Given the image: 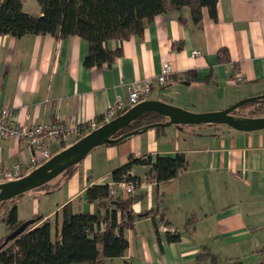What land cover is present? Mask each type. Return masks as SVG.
Segmentation results:
<instances>
[{"label":"crops","instance_id":"crops-1","mask_svg":"<svg viewBox=\"0 0 264 264\" xmlns=\"http://www.w3.org/2000/svg\"><path fill=\"white\" fill-rule=\"evenodd\" d=\"M22 2L26 13L42 16L37 0ZM217 11L215 21L204 9L198 25L189 8L160 14L145 24L143 36L107 42V50H121V55L101 68L84 65L89 44L79 36H0V109H8L10 119L24 126L57 118L81 126L98 119L119 97L127 99L134 83L155 81L167 63L173 66L172 80L147 100L155 95L153 100L167 103L171 95L180 107L193 112L202 105L199 112L206 113L264 95V0H218ZM180 43L177 49L175 44ZM221 49L227 50L228 63L218 59ZM190 73L196 79L187 80ZM188 127L170 126L163 132L155 128L119 144L97 147L70 177L63 173L49 188L33 190L31 216L20 217L25 194L19 198V218L42 216L41 223L54 224L55 215L68 203L75 213L94 214L97 207L86 198L92 185L109 184L117 189L115 197H129L108 178L130 157L155 161L158 156L184 153L187 167L166 184L149 178L148 166L132 169L139 179L131 194L139 197L134 212L141 215L153 209L164 219L159 222L157 216V224L150 217L138 219L126 232L125 257L114 264L124 260L198 264L204 248L218 257L219 264H264V130ZM30 159L25 143L0 137V175ZM101 167L110 170L101 173ZM4 182L0 179V184ZM168 235H178L179 241L169 242Z\"/></svg>","mask_w":264,"mask_h":264},{"label":"trees","instance_id":"trees-1","mask_svg":"<svg viewBox=\"0 0 264 264\" xmlns=\"http://www.w3.org/2000/svg\"><path fill=\"white\" fill-rule=\"evenodd\" d=\"M37 1L43 13L40 17L26 13L23 10L22 0H3L0 3V36L10 35L20 38L25 35L49 34L58 39L79 36L89 44V54L84 61L87 68L111 65L115 58L121 55V50L116 52L107 50L105 48L107 42L124 41L131 36H143L145 24L169 10L189 8L193 22L197 25L203 20L204 9L208 10L213 20L218 19V0ZM181 46V43L175 44L177 49ZM218 59L226 63L230 61L226 49L219 51ZM186 79L194 80L196 76L190 73ZM234 113L239 117H264V100L248 104ZM167 120L156 113L143 114L114 138ZM156 130L163 132L165 128L158 127ZM134 166H148L147 176L160 185L175 179L187 167V158L184 153L158 156L155 161L152 157L145 159L130 157L127 164L112 172L113 183L134 182L139 185V179L131 175ZM75 167L77 165L69 168L63 176L70 177ZM50 186L46 184L38 190ZM111 189L109 184L90 186L86 191V198L89 203L96 205L97 212L75 213L72 203H68L55 215L54 224L49 220L41 223L42 216L21 220L16 201L24 194L2 202L0 219H3L9 232L0 241V264H107L124 258L129 248L126 232L135 228L137 220L150 217L157 224V216L159 222L164 218L153 209L141 215L136 214L133 204L139 200V197L131 194L128 198L115 197ZM60 218L61 223H59ZM53 230H55V239H53ZM16 231H20V234L10 238ZM168 240L178 242L179 236L168 235ZM207 261L211 264L220 263L216 255L204 248L197 256V263L206 264ZM123 264L134 263L124 260ZM223 264L241 263L230 261Z\"/></svg>","mask_w":264,"mask_h":264},{"label":"water","instance_id":"water-1","mask_svg":"<svg viewBox=\"0 0 264 264\" xmlns=\"http://www.w3.org/2000/svg\"><path fill=\"white\" fill-rule=\"evenodd\" d=\"M189 85V82H183ZM264 100V95L249 97L217 112L195 113L158 100H145L130 108L127 112L93 130L76 143L54 155L49 161L34 169L26 176L0 184V204L15 197L49 184L69 168L80 164L97 147L119 143L134 135L143 134L158 127L225 125L236 131L254 132L264 130V117H239L234 112L248 104ZM156 113L168 120L147 125L114 138L141 115ZM20 234L16 231L10 238ZM9 238L7 239V241Z\"/></svg>","mask_w":264,"mask_h":264},{"label":"built area","instance_id":"built-area-1","mask_svg":"<svg viewBox=\"0 0 264 264\" xmlns=\"http://www.w3.org/2000/svg\"><path fill=\"white\" fill-rule=\"evenodd\" d=\"M194 54L198 56L200 52L195 51ZM173 73L172 64H164L161 73L155 78V81L148 80L144 83H134L130 88L127 99L119 97L98 119L81 126L67 124L59 118L49 124L39 123L32 126H24L14 123L10 119L8 109H0V137L3 139H15L25 143L31 153L29 162L18 163L12 169L3 171L0 179L11 181L29 174L93 130L109 123L130 108L147 100L155 89L166 86L172 80ZM238 81L240 79L233 80V82ZM120 185L128 195L135 193L138 186L134 182H123ZM116 192L117 189L113 187L111 189L112 195H115Z\"/></svg>","mask_w":264,"mask_h":264},{"label":"rangeland","instance_id":"rangeland-1","mask_svg":"<svg viewBox=\"0 0 264 264\" xmlns=\"http://www.w3.org/2000/svg\"><path fill=\"white\" fill-rule=\"evenodd\" d=\"M189 91V90H188ZM183 93H185V92H183ZM154 97H156L155 95H152L150 98H149V100H153L152 98H154ZM156 98H158V97H156ZM163 97H161L160 99H162ZM167 98V97H166ZM249 98V97H248ZM168 101H167V103H169V104H171V105H174V106H176V107H180V101L179 100H177V98L174 96H172L171 97V95H170V97L167 99ZM160 101H162V100H160ZM236 104V103H235ZM180 108H182V107H180ZM197 109H193L194 111L193 112H195V113H200L199 112V110H201L202 109V105L200 106H198V107H196ZM184 109V108H183ZM249 109V108H248ZM247 109V110H248ZM195 110H198V111H195ZM187 129H190L188 126H185ZM198 129V128H197ZM108 170H110L109 169V167H101V169H100V171H101V173L102 172H108ZM103 173V174H104ZM112 174V173H111ZM111 174H110V177L108 178V181H110L111 180ZM24 176H26V175H23V176H21V177H24ZM20 177V178H21ZM15 180V179H14ZM5 182H8V181H5ZM32 195H33V191H31V192H28V193H26L25 194V196H24V204H23V206H20L21 207V212H20V217H22V218H25V216H31V210H32V205H31V202H30V200H31V197H32ZM23 197V196H22ZM21 199V198H20ZM8 228H7V225L5 224V222L3 221V219H0V241L2 240V239H4L6 236H7V234H8ZM53 239H55V230H53ZM116 260H114V261H112V262H109L108 264H114V262H115Z\"/></svg>","mask_w":264,"mask_h":264}]
</instances>
